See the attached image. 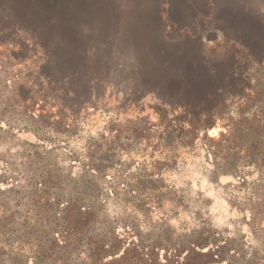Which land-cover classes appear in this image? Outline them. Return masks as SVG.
<instances>
[{
  "label": "rangeland",
  "instance_id": "374dc122",
  "mask_svg": "<svg viewBox=\"0 0 264 264\" xmlns=\"http://www.w3.org/2000/svg\"><path fill=\"white\" fill-rule=\"evenodd\" d=\"M178 60L210 79L196 87ZM257 112L264 0H0V264L19 248L20 264H86L57 240L71 200L90 196L94 232L205 235L230 264H264ZM181 120L199 125L183 142Z\"/></svg>",
  "mask_w": 264,
  "mask_h": 264
},
{
  "label": "trees",
  "instance_id": "16d2710c",
  "mask_svg": "<svg viewBox=\"0 0 264 264\" xmlns=\"http://www.w3.org/2000/svg\"><path fill=\"white\" fill-rule=\"evenodd\" d=\"M243 20H245V17L240 18L239 15H236L232 22L242 24ZM253 27L259 28L254 31L255 35L253 37L249 35L251 40L255 41L262 31L255 24ZM258 44L260 48H263L262 43L259 42L256 47H258ZM259 47L256 49L260 51ZM180 62V60L177 61L179 74L182 72L185 78L195 84L196 87L199 83L202 84V79H210L201 70L196 69L195 72H192L193 70L181 67L183 65ZM179 108L183 109V114H191L195 111L188 103L182 104ZM258 114L264 116L262 112H257L255 115ZM179 123V125H174L175 130L172 129L170 132L175 134L179 131L177 138L179 142H183V132L193 133L199 128L198 122L186 124L185 121L181 120ZM254 128L260 133L258 128ZM185 136L187 135L185 134ZM256 139L248 142L249 149L256 148ZM168 141L170 144L175 143V138ZM83 199L84 203L71 200V220H69L68 226L62 224L63 232L57 241L62 246H68V241L71 240V252L77 246L82 247L81 257L86 260V264H230L225 259L224 248L212 240L211 237L205 235H201L188 245H165L161 241L144 245L139 239L137 228L132 225L114 226L107 231L94 232V230H91V224L99 214V208L94 204L96 197L90 196V198L85 197ZM88 201L92 202L87 203ZM68 213L65 215L59 214L58 216L66 223ZM12 253L10 252L9 255ZM25 253L23 248H19L12 254L14 257H11V264H20V261L25 257ZM1 255H6L4 247L0 251ZM247 264H251V262H247ZM257 264L261 263L258 262Z\"/></svg>",
  "mask_w": 264,
  "mask_h": 264
}]
</instances>
